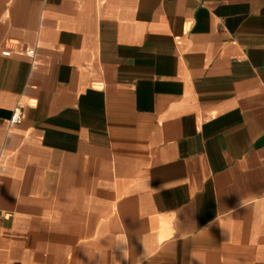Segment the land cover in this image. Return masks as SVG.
Instances as JSON below:
<instances>
[{"label":"crops","instance_id":"1","mask_svg":"<svg viewBox=\"0 0 264 264\" xmlns=\"http://www.w3.org/2000/svg\"><path fill=\"white\" fill-rule=\"evenodd\" d=\"M0 264H264V0H0Z\"/></svg>","mask_w":264,"mask_h":264},{"label":"built area","instance_id":"2","mask_svg":"<svg viewBox=\"0 0 264 264\" xmlns=\"http://www.w3.org/2000/svg\"><path fill=\"white\" fill-rule=\"evenodd\" d=\"M2 53H3V55L9 56L11 54V51L10 50H5ZM20 53H26L29 56H34L35 55V50L29 49L27 51H21ZM20 120H21V108L17 107L14 110V115H13L12 121L13 122H18Z\"/></svg>","mask_w":264,"mask_h":264}]
</instances>
